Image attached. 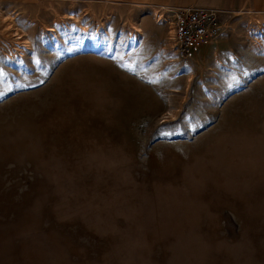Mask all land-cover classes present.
I'll list each match as a JSON object with an SVG mask.
<instances>
[{
  "label": "rangeland",
  "instance_id": "1",
  "mask_svg": "<svg viewBox=\"0 0 264 264\" xmlns=\"http://www.w3.org/2000/svg\"><path fill=\"white\" fill-rule=\"evenodd\" d=\"M161 8H0V264H264V15L175 8L252 51L224 102Z\"/></svg>",
  "mask_w": 264,
  "mask_h": 264
},
{
  "label": "crops",
  "instance_id": "2",
  "mask_svg": "<svg viewBox=\"0 0 264 264\" xmlns=\"http://www.w3.org/2000/svg\"><path fill=\"white\" fill-rule=\"evenodd\" d=\"M119 3L137 4V6H169L177 7H210L219 12L222 19L244 15V14H258L264 15V0H0V8L5 10H12L17 8L20 11L30 12L37 11L54 13H70L75 10L87 8L92 5L93 9H100L105 6H113ZM98 8V9H97ZM227 20V19H226ZM230 30H234L232 21L230 25L226 23ZM233 37V34H229ZM230 40V39H229ZM220 43L210 42L202 47L200 52L192 59L183 62L185 65H207L206 67L221 69V72L229 77L230 81L225 82L226 89H221L220 92L225 91L227 96L220 98L216 96L217 100L228 101L232 96L238 93V78L245 75V72L240 73V68L246 71L248 63L253 60V53L246 45H236L232 40ZM247 67H246V65ZM222 95V94H220Z\"/></svg>",
  "mask_w": 264,
  "mask_h": 264
},
{
  "label": "built area",
  "instance_id": "3",
  "mask_svg": "<svg viewBox=\"0 0 264 264\" xmlns=\"http://www.w3.org/2000/svg\"><path fill=\"white\" fill-rule=\"evenodd\" d=\"M161 13L157 23L172 29L163 53L171 66L192 59L205 44L222 38L218 15L212 10L162 7Z\"/></svg>",
  "mask_w": 264,
  "mask_h": 264
},
{
  "label": "bare ground",
  "instance_id": "4",
  "mask_svg": "<svg viewBox=\"0 0 264 264\" xmlns=\"http://www.w3.org/2000/svg\"><path fill=\"white\" fill-rule=\"evenodd\" d=\"M155 17H157L158 18V13H154L153 14ZM72 19H74L75 20V16L73 17H70V20H72ZM9 25V24H8ZM14 25V24H13ZM12 25V26H13ZM72 25V24H71ZM73 26V25H72ZM11 27V26H10ZM138 31H139V33H141L142 31L140 30V28H138ZM20 34H16V36H19ZM97 35V33L96 34H93V46H92V48H93V52L95 53V54H102V48L101 47H99V45H98V41H97V39H96V36ZM133 36V35H132ZM29 38V37H28ZM19 40H24V42H23V44L25 45V48H28L27 50H30L29 49V47H31V44H30V41H28V39L27 38H23V39H21V38H18L16 41H19ZM132 42H134V36L132 37ZM21 53H23V52H21ZM262 55H264V54H262ZM173 100H172V98L170 99V113H169V117H172V118H174L175 117V115H176V110H174L173 109Z\"/></svg>",
  "mask_w": 264,
  "mask_h": 264
}]
</instances>
